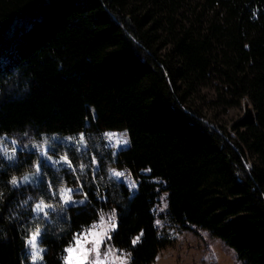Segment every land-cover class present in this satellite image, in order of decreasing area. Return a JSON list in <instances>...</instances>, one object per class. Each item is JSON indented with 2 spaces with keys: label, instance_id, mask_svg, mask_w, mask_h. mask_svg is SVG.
Here are the masks:
<instances>
[{
  "label": "trees",
  "instance_id": "16d2710c",
  "mask_svg": "<svg viewBox=\"0 0 264 264\" xmlns=\"http://www.w3.org/2000/svg\"><path fill=\"white\" fill-rule=\"evenodd\" d=\"M214 83L217 105L252 104L231 127L196 104ZM106 130L127 131L130 145L109 162L128 169L138 191L92 174L79 179L86 203L49 198L48 182L60 190L77 176L30 145ZM5 136L0 264H32L25 237L37 226V264H63L73 233L113 210L105 245L129 252L131 264H153L166 245L155 214L163 192L182 229H205L242 264H264V0H0ZM26 175L34 181L9 183ZM41 200L55 204L47 217L34 209Z\"/></svg>",
  "mask_w": 264,
  "mask_h": 264
},
{
  "label": "rangeland",
  "instance_id": "374dc122",
  "mask_svg": "<svg viewBox=\"0 0 264 264\" xmlns=\"http://www.w3.org/2000/svg\"><path fill=\"white\" fill-rule=\"evenodd\" d=\"M216 84H211L209 86H203L200 88V94L197 95L196 104L203 108L206 115L217 121L220 124H224L227 127H231L235 122L240 120L246 113L247 107L252 109V104L249 100L244 99L239 106H234L230 108H224L222 105H217V90ZM249 105V106H248ZM107 132L118 133V136H113L111 139L113 141L124 139L123 133L125 130H106ZM94 133V132H85L86 140L88 143L87 149L82 152L76 153L73 150V146L69 144L66 139L69 136H57L53 135L50 137H45L39 143L31 144L29 148L37 150L38 154L45 157L42 153L45 152L46 148L49 153H57L53 156V161H48L54 164L57 167L66 166L61 160L60 157L64 155L65 152L69 154V158L72 159L73 164L76 166L75 175L81 180L82 177H88L94 181H98L97 177L102 183L114 182V183H123L129 189L134 184V189L130 190L131 194H135L138 191V181L134 175L126 168L118 169L112 166L110 158L112 161H115L116 156H113L112 153H118L121 149L127 148L129 144L124 145L120 144L118 147L115 143H109L105 146V141L108 140L107 137L102 138L101 134L106 132ZM76 137H74L75 139ZM129 141V136L127 133L126 137ZM10 138L5 136L0 138V147L5 145L6 140ZM14 145L16 143H13ZM81 147L83 145L81 144ZM96 155L98 162L100 163L99 167L90 165V157ZM104 160V165L101 163ZM84 163L89 165L83 171H80L79 164ZM104 169L102 172H100ZM116 170L123 173L122 177H116L114 171ZM101 173L103 176H100ZM29 177L30 181H34L33 177ZM155 181H160L159 179H154ZM83 185V183H80ZM80 185H66L62 184L58 193L63 191L65 188H79ZM84 189L82 188L81 192H77L72 196L74 201L85 200ZM65 198H67V193L63 192ZM52 204L55 206V204ZM80 204V203H72ZM113 212L103 215V219L95 222V230L101 234L107 233L109 236L117 228V215H112ZM156 214V225L158 227L159 233L162 239L166 242V245L158 253L153 264H242L238 260L237 255L233 249L227 246L224 242L218 238L212 236L205 229H197L196 231L184 230L178 224L174 223L168 214V197L167 193L163 192L160 197V203L155 209ZM159 221V224L157 223ZM93 225V224H92ZM89 228V227H88ZM86 228L85 230H87ZM84 231V230H83ZM91 237H89L90 239ZM107 241V240H106ZM39 248L44 249L40 243ZM29 248L30 261H31V247ZM45 250V249H44ZM119 250V251H117ZM107 251L108 255L105 257L103 253ZM45 252V251H44ZM43 252V253H44ZM101 252V264H131V254L125 250H121L115 247H105V245L100 246ZM121 252L124 254L121 256ZM43 253L40 255L43 256ZM32 262V261H31ZM38 257L37 263H42Z\"/></svg>",
  "mask_w": 264,
  "mask_h": 264
},
{
  "label": "snow or ice",
  "instance_id": "6c2138e0",
  "mask_svg": "<svg viewBox=\"0 0 264 264\" xmlns=\"http://www.w3.org/2000/svg\"><path fill=\"white\" fill-rule=\"evenodd\" d=\"M118 133H113V132H104L101 134V137H107L108 140L105 141V146H107L109 143H115L116 146L118 147L120 144L127 145L130 143V141L126 138L127 137V131L125 130L123 133V136L125 137L124 139H119L113 141L111 138L113 136H118ZM74 137H76L74 139ZM73 146V150L76 153L82 152L88 147V143L86 140V134L85 132H79V133H74L72 136H69L66 138ZM15 143V141H13ZM81 144L83 147H81ZM13 151H15L13 149ZM42 155L45 157V160L47 161H53V156L57 155V153H49L47 151V148ZM113 156H116L117 153H112ZM8 159H12L11 156L8 157ZM60 160L67 165L69 170L72 172V174L76 173V166L73 164L72 159L69 158V154L67 152L64 153L62 157H60ZM55 162V161H53ZM90 165L99 167L100 163L98 162L97 156L92 155L90 157ZM89 165H85L84 163L79 164V169L80 171H83L86 167ZM35 167V173L37 176H43L44 174V163L41 161H37L34 164ZM109 171H114L116 177H122L123 173L120 171L116 170H109ZM150 171V169L148 170ZM9 183L14 187V188H19L21 183H31L29 180L28 176H22L20 178L17 177H12ZM76 183L80 185L79 188L73 189V188H65L63 189L62 192L59 194L58 202L62 203L64 206H67L68 204L72 203H80L84 204L86 203L87 200V193H84L85 200L82 201H74L72 200V196L77 193L81 192L83 185L80 184L79 178L77 177ZM135 185L133 184L130 187V190L134 189ZM58 189H55L53 187V182H48L47 184V192L49 194V198H56L58 194ZM63 192L67 193V198H65ZM0 196H2V193H0ZM34 209L37 211L39 215H43L45 217L48 216L49 210H54L52 204H48L44 202L43 200L37 202L34 206ZM63 208L61 209V211ZM113 217L115 216V210H113L112 213ZM103 217H101V220ZM159 224V221H157ZM95 223L91 225L87 230L73 233L72 240L69 242V245L63 249L64 255H62L61 259L63 261V264H101V252H100V246L105 245V241L108 239H111V237L107 234H101L98 231L95 230ZM43 231L39 226H37L35 229L28 231L26 237H25V243L26 245L30 246L32 251H31V261L32 264H36V261L39 257L41 261H43V256L40 255V253H43L45 250L42 248H39L38 245L43 239ZM142 235V233H141ZM89 237H91L89 239ZM139 240V237H137L135 240H133V244H135ZM105 247H107L105 245ZM119 251V250H117ZM103 255L106 257L108 255V252L105 251ZM124 254L121 252V256ZM130 256V253L128 254Z\"/></svg>",
  "mask_w": 264,
  "mask_h": 264
}]
</instances>
